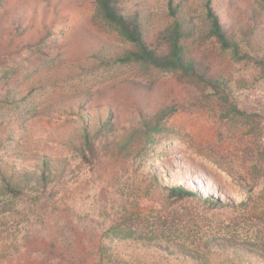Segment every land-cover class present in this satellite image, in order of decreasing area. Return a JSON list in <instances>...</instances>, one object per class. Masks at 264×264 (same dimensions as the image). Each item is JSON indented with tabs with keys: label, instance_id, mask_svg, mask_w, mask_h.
Listing matches in <instances>:
<instances>
[{
	"label": "rangeland",
	"instance_id": "rangeland-1",
	"mask_svg": "<svg viewBox=\"0 0 264 264\" xmlns=\"http://www.w3.org/2000/svg\"><path fill=\"white\" fill-rule=\"evenodd\" d=\"M170 1L184 12L192 33L186 46L218 80L217 90L178 72L111 61L133 45L96 0H0V91L24 97L0 104V169L40 175L50 161L53 212L43 227L34 224L35 245L17 247L0 264H96L105 229L130 206L121 191L133 187L149 188L137 200L146 214H186L205 221L203 234L264 255L263 186L251 194L238 178L264 153V0H121L153 49L165 46ZM208 8L235 47L222 48L210 34ZM100 118L111 132L100 129ZM145 122L156 126L155 139L139 148L134 126ZM125 135L134 142L119 148ZM84 145L92 149L86 160ZM156 180L226 207L252 199L218 214L171 197ZM16 234L23 244L25 230Z\"/></svg>",
	"mask_w": 264,
	"mask_h": 264
},
{
	"label": "trees",
	"instance_id": "trees-1",
	"mask_svg": "<svg viewBox=\"0 0 264 264\" xmlns=\"http://www.w3.org/2000/svg\"><path fill=\"white\" fill-rule=\"evenodd\" d=\"M120 1L96 0L102 17L133 45L132 48L113 55L111 61L143 64L163 71L178 72L213 90L219 88L215 76L203 68V63L193 56L186 46L192 33L179 5L173 1L169 3L171 23L163 31L165 46L157 50L145 42L140 26L124 15ZM208 18L211 20L210 34L221 47H235L236 44L229 36L220 15L208 8ZM23 100L21 92L14 94L10 90L0 91V104L12 105ZM111 120L113 122L112 117ZM98 122L102 125L101 130L111 132L110 123H104L101 118ZM144 126L145 128L134 126L139 148L154 143L155 139L153 132L156 126L149 125V122H145ZM123 138L124 142L121 140L117 144L119 148L127 149L134 142L133 138L126 135ZM145 149L142 148V151ZM87 152L92 153V149L86 148L85 145L79 148L84 160L87 159ZM43 165L44 170L40 175L28 171L22 175L8 174L0 169V263L15 258L13 251L17 247L30 248L35 245V237L40 230L36 232L34 224H40L42 227L46 224L45 218L51 209L47 188L52 164L47 160ZM238 178L241 186L249 193L252 194L259 186H263L264 192V153L255 158L247 171L241 173ZM154 183L171 197L187 198L206 210L223 211L218 214L229 209L245 208L249 199H252L248 198L226 207L212 198L202 199L197 192L183 185L165 187L159 180ZM148 190V187H133L121 191L130 199V206L122 205L115 220L105 229L96 253V264H264V255L259 251L228 241H217L207 232L203 234L202 223L205 221L196 220L186 214L177 216L161 209L146 214L137 200L141 192L148 194ZM22 230H25V235L21 239L23 244L20 245L16 232L20 233ZM51 246L55 247V244ZM121 252H132V256L126 260L120 256Z\"/></svg>",
	"mask_w": 264,
	"mask_h": 264
}]
</instances>
